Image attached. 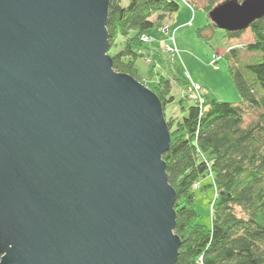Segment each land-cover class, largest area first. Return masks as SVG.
Listing matches in <instances>:
<instances>
[{"label":"water","instance_id":"1","mask_svg":"<svg viewBox=\"0 0 264 264\" xmlns=\"http://www.w3.org/2000/svg\"><path fill=\"white\" fill-rule=\"evenodd\" d=\"M109 0H0V264H177L158 96L113 68ZM264 17L226 0L223 30Z\"/></svg>","mask_w":264,"mask_h":264},{"label":"trees","instance_id":"2","mask_svg":"<svg viewBox=\"0 0 264 264\" xmlns=\"http://www.w3.org/2000/svg\"><path fill=\"white\" fill-rule=\"evenodd\" d=\"M218 4L209 0L203 8L210 12ZM179 8L172 0H109L107 30L114 70L142 80L136 64L147 49L142 36ZM250 30L254 41L245 49L257 54L258 61L245 65V72L231 66L243 100L221 101L203 93L200 106L191 99L185 104L184 96L178 100L183 116L166 119L171 143L163 160L176 191L174 233L181 239L177 264H264V17ZM227 33L236 39L244 31ZM237 48L224 55L237 59ZM157 81L151 90L165 112L176 100L172 80L161 74ZM207 175L216 188L211 227L198 222L195 209V185Z\"/></svg>","mask_w":264,"mask_h":264},{"label":"rangeland","instance_id":"3","mask_svg":"<svg viewBox=\"0 0 264 264\" xmlns=\"http://www.w3.org/2000/svg\"><path fill=\"white\" fill-rule=\"evenodd\" d=\"M175 1L180 4L179 11L148 31L147 49L140 54L136 63L142 80H136L150 90L161 74L172 80V95L176 100L168 103L165 109L166 119L170 121L183 116L178 102L182 96L188 98L185 104H190L191 98L197 100L200 106L205 100L203 93L212 94L221 101L241 102L243 96L234 81L231 66L235 65L245 72V65L258 61L257 54L242 47L253 43V33L246 29L240 38L229 39L227 31L210 25V12L203 8L209 0ZM225 1L215 0L219 2L218 5ZM127 2L123 0L124 4ZM165 27L167 32L162 31ZM233 48L239 49L237 59L224 55L231 53ZM109 53H113V50H109ZM192 83L202 87L203 92L201 88L198 93L195 88L190 89L193 88ZM195 194L198 222L211 227L212 204L216 197L211 175L195 185Z\"/></svg>","mask_w":264,"mask_h":264},{"label":"bare ground","instance_id":"4","mask_svg":"<svg viewBox=\"0 0 264 264\" xmlns=\"http://www.w3.org/2000/svg\"><path fill=\"white\" fill-rule=\"evenodd\" d=\"M172 1H175V0H172ZM183 1V0H182ZM212 11H210V13H211ZM211 22H212V20H211ZM251 26V25H250ZM250 26L247 28V29H250ZM165 29H167L166 27H165ZM162 31H168V30H162ZM226 31V30H225ZM227 32H229V31H227ZM252 32V31H251ZM148 37V34H146V36L145 35H143L142 36V41H143V43H146L147 42V38ZM172 41V40H171ZM174 42V41H173ZM173 45V44H172ZM171 45V46H172ZM241 45V44H240ZM243 47V49H245L246 47L245 46H242ZM145 52V50H142L141 51V53H144ZM128 75V74H127ZM201 89H202V87H201ZM201 92H203V90H200ZM181 98H183V96L181 97ZM191 99V98H190ZM191 100H193V99H191ZM164 112V111H163ZM164 118H165V121H166V123H167V120H166V116H165V112H164ZM168 125V124H167Z\"/></svg>","mask_w":264,"mask_h":264},{"label":"built area","instance_id":"5","mask_svg":"<svg viewBox=\"0 0 264 264\" xmlns=\"http://www.w3.org/2000/svg\"><path fill=\"white\" fill-rule=\"evenodd\" d=\"M165 30H167V29H165ZM175 51H177V49L175 50ZM192 86H193V88H190V89H194L195 88V90H196V93H198V90L201 88L199 85H194L193 83H192ZM202 90V89H201Z\"/></svg>","mask_w":264,"mask_h":264}]
</instances>
